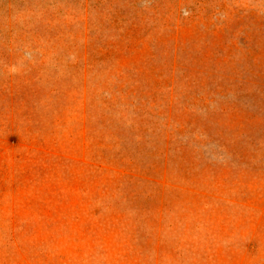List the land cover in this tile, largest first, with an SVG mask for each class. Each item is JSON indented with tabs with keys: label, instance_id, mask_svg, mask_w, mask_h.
<instances>
[{
	"label": "rangeland",
	"instance_id": "374dc122",
	"mask_svg": "<svg viewBox=\"0 0 264 264\" xmlns=\"http://www.w3.org/2000/svg\"><path fill=\"white\" fill-rule=\"evenodd\" d=\"M0 264H264V0H0Z\"/></svg>",
	"mask_w": 264,
	"mask_h": 264
}]
</instances>
